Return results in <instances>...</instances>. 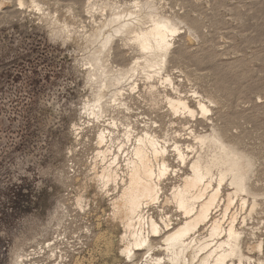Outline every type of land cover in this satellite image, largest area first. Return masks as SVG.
<instances>
[{
  "label": "rangeland",
  "instance_id": "rangeland-1",
  "mask_svg": "<svg viewBox=\"0 0 264 264\" xmlns=\"http://www.w3.org/2000/svg\"><path fill=\"white\" fill-rule=\"evenodd\" d=\"M10 1L0 4V264H11L15 255L21 263L132 264L119 250L122 228L110 232L105 221L116 191L109 185L100 192L93 180L116 153L121 122L127 120H135L138 131L149 126L167 141L175 172L164 177L158 203L143 208L164 230L165 215L173 225L183 219L165 202L188 171L174 143L186 151L195 134L214 126L252 157L249 186L260 194L256 210L248 214L250 196L244 205L234 197L223 215L224 194L230 191L224 185L219 206L199 232L205 234L213 219L227 226L235 216L246 248L262 241V251L245 250L252 258L247 264H259L264 258V0H151L179 28L170 37L165 72L150 79L136 76L133 90L124 84L120 104L98 121L83 108L93 88L86 77L92 46L85 41L109 15L111 3L123 9L145 0H36L39 8L31 0ZM112 42L107 59L113 66L127 68L141 56L135 45ZM165 95L181 97L194 114L174 113ZM102 128L113 131L112 141L102 146L110 150L104 161L97 156ZM125 153L118 156L120 172ZM162 237V231L153 237L155 255L162 254ZM144 260L138 251L134 262Z\"/></svg>",
  "mask_w": 264,
  "mask_h": 264
},
{
  "label": "bare ground",
  "instance_id": "bare-ground-1",
  "mask_svg": "<svg viewBox=\"0 0 264 264\" xmlns=\"http://www.w3.org/2000/svg\"><path fill=\"white\" fill-rule=\"evenodd\" d=\"M5 2L6 0H0V4ZM18 2L23 4L24 0ZM31 2L39 8L36 0ZM108 7L109 15L104 17L101 26L94 29L85 41L92 46V50L88 51L90 67L87 68L86 77L93 88L83 108L85 107L89 116H93L94 121L103 118L108 109L113 104L115 106L122 96L124 84L129 83L131 90L136 87V82H133L136 76L142 75L146 79L162 76L172 44L170 37L179 29L171 18L156 11L151 0L134 1L123 9H118L116 2ZM56 28L58 30L53 31L55 34L60 31L59 27ZM114 38L125 45H135L141 53L139 59L127 68L108 63L107 56L111 53ZM163 77L165 82L172 81L169 74ZM165 96L174 113L186 111L190 115L194 114L188 102L181 97L174 99ZM198 107L202 113L207 111V106L200 100ZM134 121L121 122L123 136L117 144L116 153H112L107 160L110 150L108 146L103 149L102 146L112 141L113 131L102 128L96 135L100 145L97 156L101 161L106 160L107 164H102L93 180L98 184L100 192L108 189L109 185L116 191L105 221L110 232L118 227L122 228L119 237L121 255L132 264H137L134 260L138 251L142 250L145 264L251 263L252 258L246 252L250 249L262 251L263 243L259 241L246 248L245 232L236 227L235 216H231L227 226H223L220 218H216L210 221L205 234L201 235L199 230L208 218L211 219L212 210L219 206L224 185L229 186L230 191L224 194L223 215L234 197H239L244 205V197L250 196L248 214L256 210L260 194L249 186L254 165L252 157L235 143L225 140L221 131L214 126L208 132L195 134V144H187L186 151L180 144L174 143L173 149L178 161L187 166L188 171L180 184L172 187L165 202L179 209L183 219L173 225L171 217L165 215L162 218L163 227L166 228L164 230L152 216H144L143 208L158 203L164 177L171 171L175 172L169 166L168 144L166 139H159L149 126L138 131ZM124 151L123 169L120 172L118 156ZM161 231L162 254L155 255L153 237ZM19 257L20 255H15L11 264H34L32 261L21 263L23 259L19 261ZM258 261L259 264H264V258H259Z\"/></svg>",
  "mask_w": 264,
  "mask_h": 264
}]
</instances>
